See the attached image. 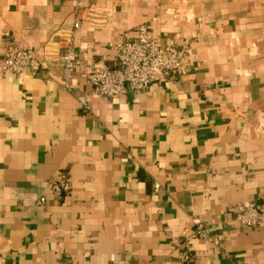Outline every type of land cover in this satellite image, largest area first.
Segmentation results:
<instances>
[{"label": "crops", "instance_id": "obj_1", "mask_svg": "<svg viewBox=\"0 0 264 264\" xmlns=\"http://www.w3.org/2000/svg\"><path fill=\"white\" fill-rule=\"evenodd\" d=\"M141 28L190 39L187 76L97 94L88 66ZM12 42L35 50L20 74L1 69ZM69 45L84 67L68 88ZM242 201L264 210V0H0V264H264Z\"/></svg>", "mask_w": 264, "mask_h": 264}, {"label": "built area", "instance_id": "obj_2", "mask_svg": "<svg viewBox=\"0 0 264 264\" xmlns=\"http://www.w3.org/2000/svg\"><path fill=\"white\" fill-rule=\"evenodd\" d=\"M65 1H73L78 10L83 8V0ZM80 25V15H77L74 28H79ZM112 46L117 52L116 61L109 66L92 64L88 66L89 71L85 74L93 90L102 96L116 98L127 93L138 94L153 82L165 81L171 76L183 78L190 69V39H185L180 45L174 42L163 44L145 28H141L135 36L126 37ZM35 56L32 46L12 42L4 51L1 69L15 74L23 73ZM60 58L63 83L69 88L76 71L84 65L78 60L70 45ZM81 102L88 107L85 98H81ZM154 186L158 189L160 184L156 182ZM50 188L57 200L66 198L71 190L68 174L62 172L56 180L50 182ZM45 201L43 196L38 199L39 203ZM235 212L237 221L245 228H258L264 219V210L257 201L239 202ZM192 235L205 238L215 244L219 243L218 236L203 224H197L192 230ZM181 264L195 263L190 257H185Z\"/></svg>", "mask_w": 264, "mask_h": 264}]
</instances>
